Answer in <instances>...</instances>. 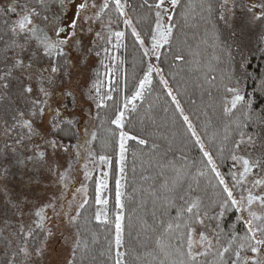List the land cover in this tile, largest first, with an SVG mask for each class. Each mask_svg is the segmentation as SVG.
I'll use <instances>...</instances> for the list:
<instances>
[{
	"label": "rangeland",
	"instance_id": "374dc122",
	"mask_svg": "<svg viewBox=\"0 0 264 264\" xmlns=\"http://www.w3.org/2000/svg\"><path fill=\"white\" fill-rule=\"evenodd\" d=\"M178 1L159 0L154 32L150 45L146 47L136 35L126 14V0H40L38 5L32 0H0V19H8L10 31L5 56L11 49L6 69L0 68L1 72L8 74L0 77L4 79L0 80V110H5L2 114L5 115V123L0 122V186L11 193L8 198L0 195V264L70 263L79 240L75 224L81 207L87 204L89 194L75 200V204L65 201L68 176H74L81 184L94 182L95 219L97 222L107 220L110 159L100 154L101 151H95L94 147L76 155L70 146L55 140V132L59 136L66 131H59V119L51 121L46 103L50 102L51 108L57 110V115L66 105L71 112L70 116H74L76 120V124L72 126L76 132L79 120L84 121L85 125L92 122L93 115H100V108L119 89L118 79L123 69L119 54L125 28H129L135 35L148 58L150 69L134 96L123 105V111L117 114L113 121L115 127L122 130L125 121L150 88L153 78L161 80L165 91L172 95L157 67V60L169 40V21ZM219 2L221 11L218 18L222 33L234 47V61L238 66L236 81L225 100V113L230 117L242 103L248 109L254 104L253 94L244 88L247 60L243 58L246 51L242 50V44L243 41L258 40L264 46V0ZM29 16L37 19L47 36L58 41L61 48L67 46L70 49V58L67 55L63 58L64 65L62 62L57 65L51 63L49 59L56 57H49V51L34 48L36 52L32 53L34 50L29 42H20V30L25 25L23 20ZM116 17H120L121 23ZM71 49H74L73 53ZM24 51L36 68L26 63H16V59ZM43 57L46 58L42 59ZM7 82L10 88L5 94L9 95L3 96L1 86ZM15 103L18 105L15 109L24 112L23 120L39 129L43 140L56 141V146L49 144V148L43 149L45 159L33 158L25 162L33 130L27 129L26 136L21 133L14 135V131L7 132L10 117L15 114ZM176 105L181 112L177 103ZM181 114L183 118H187L183 112ZM14 118L18 123L19 118ZM186 123L227 197L217 209L200 216L190 229L185 248L187 256L194 260L219 250L223 244L220 229L224 228L225 231L224 218L232 214L231 226L242 224L247 241L243 249L234 254L231 264H264V122L256 134L241 133L236 140L229 162L232 173L230 182L222 177L189 120ZM3 128H6L5 134H2ZM17 128L20 129L19 125ZM134 139L123 130L118 134L116 202L119 213L116 215L115 233L118 264H121L122 258L120 227L126 147ZM15 144L22 145L18 147ZM20 151L23 152L24 159L19 158ZM7 155L12 156V162L22 160L21 165H16L14 169L3 168L2 157Z\"/></svg>",
	"mask_w": 264,
	"mask_h": 264
},
{
	"label": "trees",
	"instance_id": "16d2710c",
	"mask_svg": "<svg viewBox=\"0 0 264 264\" xmlns=\"http://www.w3.org/2000/svg\"><path fill=\"white\" fill-rule=\"evenodd\" d=\"M32 1L35 5L40 2ZM158 3L159 0H126V14L146 47L154 32ZM220 11L219 0L178 1L169 21V40L157 60L172 95L165 91L161 80L153 78L123 125L122 130L135 139L127 144L124 163L121 264H231L234 254L246 245L244 226L232 227L233 215L228 214L224 218L225 231L223 228L219 232L223 240L219 250L194 260L185 252L188 233L197 219L227 199L186 120L228 182L232 179L229 162L236 140L241 133L256 134L264 122V46L258 40L243 41L244 44L240 40L247 60L244 88L253 94V107L248 109L242 103L230 117L225 113V100L236 81L238 66L234 47L222 33ZM116 18L121 23L120 17ZM119 56L123 62L119 89L91 122L96 132L95 151L110 159L107 220L95 219L92 181L87 185L89 199L75 224L79 240L69 264H118L116 152L122 130L113 121L150 69L148 58L129 28L124 29ZM55 57L49 61L64 65L65 55ZM68 133L58 137L64 142H72L73 137L75 140L77 132L73 127Z\"/></svg>",
	"mask_w": 264,
	"mask_h": 264
},
{
	"label": "flooded vegetation",
	"instance_id": "af4514ba",
	"mask_svg": "<svg viewBox=\"0 0 264 264\" xmlns=\"http://www.w3.org/2000/svg\"><path fill=\"white\" fill-rule=\"evenodd\" d=\"M36 13H35V18H36ZM32 18L31 16H29V18H26L25 20H23V23H25L24 25V29L20 30V33L22 36H20V42L21 43H26L29 42L32 47L33 50L35 48V50L42 48L41 51H49L50 52V56H57V55H67L68 58H70V49L67 48V46L61 48V46L58 44V41H56L55 39L52 38V36H47L48 34H46V30L43 29L41 26H39L40 24H38L37 19ZM9 22L8 19L4 18V19H0V31H2L0 33V68H5L7 66V57L10 56V52L11 49L8 51L7 56H5V46L7 45V43L9 42V35L10 31L8 28ZM3 34V35H1ZM22 38V40H21ZM71 47V45H70ZM2 48V51H1ZM74 48V47H73ZM31 51L32 53H35L36 51ZM74 49H71V52L73 53ZM22 56H20L19 58L16 59V63L19 64H24L26 63L28 66L32 65L34 66L33 68H36L35 63L32 62V60L28 57L27 53L21 52ZM6 58V59H4ZM46 58V57H45ZM44 57L42 59H45ZM10 63V62H8ZM7 72L4 71H0V77H2L3 75H6ZM8 76V74H7ZM7 79H9V77H7ZM1 81H4V79H0ZM7 81V80H6ZM49 85L51 86V83H49ZM9 84L4 83L1 86V91L3 92V96H7L9 94H5L6 90H8ZM2 104H0V109L2 108L1 106ZM15 105V106H14ZM50 116L51 121H55L57 119L60 120V129L59 131L62 132L64 129V131H66V133L63 136L68 135V129L70 127L73 126V124H76V120L74 118V116H70V113L67 106L65 105L64 107L61 108L59 115H57V110L51 108L50 106V102L46 103ZM16 107H18V105L16 106V103L13 104V109H14V113L11 117H10V121L8 124V131H14V135H18L21 133L24 134L26 136V130H33V134H32V138H31V145L27 151V158L25 160V162H29L30 160H32L33 158L36 159H40L43 160L45 159V153L44 150L45 148H49V144L51 146H56L55 145V140L60 141V142H64L62 139L58 138V135L56 134L57 132H55V140L53 139H45L43 140V136L42 133L39 131V129H36L32 124H28L26 123V120H23L24 118V112L23 111H19L20 109H15ZM17 110V111H15ZM5 112V110H0V122H4V116L2 115ZM11 114H9L10 116ZM14 117H18L19 118V122L16 123L15 118ZM3 118V119H1ZM92 119V118H91ZM21 122V123H20ZM25 122V123H24ZM84 121L79 120L78 124H77V136L72 142L69 141H65V146H70L72 149V152L76 155L81 154L84 150H86L87 152L94 147L95 144V139H96V132L92 129V124L87 122L84 125ZM15 127H13L14 125ZM21 124V125H20ZM19 125L20 129L22 131H19L20 129L17 128V126ZM6 133V128H3L2 134ZM9 133V132H8ZM44 141V142H43ZM18 145V147H20L22 144H15L14 146ZM41 148V149H40ZM66 148V147H64ZM18 156L21 159H24V154L22 151L18 152ZM9 155V154H8ZM4 156L2 157V164L1 166H3V168H5L7 170L6 167H10L12 169L15 168L16 165H21V161H15L12 162V156ZM35 157H33V156ZM2 169V168H1ZM4 169L3 172H5L6 170ZM10 171V170H9ZM2 172V173H3ZM10 173V172H9ZM4 174V173H3ZM67 183V188L65 189V201L70 202V203H74L75 204V200H79L80 198L84 197L87 195L88 193V186L87 184H81L79 183L74 176L67 177L66 180ZM1 185V184H0ZM0 195L8 198L10 197L11 193H9L6 189L2 188V186H0Z\"/></svg>",
	"mask_w": 264,
	"mask_h": 264
}]
</instances>
